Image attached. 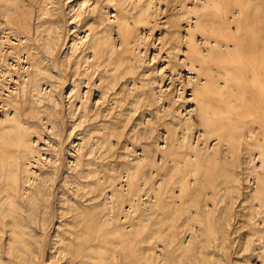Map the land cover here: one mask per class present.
<instances>
[{"label":"rangeland","instance_id":"obj_1","mask_svg":"<svg viewBox=\"0 0 264 264\" xmlns=\"http://www.w3.org/2000/svg\"><path fill=\"white\" fill-rule=\"evenodd\" d=\"M0 193V264H264V0H0Z\"/></svg>","mask_w":264,"mask_h":264},{"label":"bare ground","instance_id":"obj_2","mask_svg":"<svg viewBox=\"0 0 264 264\" xmlns=\"http://www.w3.org/2000/svg\"><path fill=\"white\" fill-rule=\"evenodd\" d=\"M201 136H202V135H201ZM0 194H1V193H0ZM2 194H3V193H2ZM2 194H1V195H2ZM1 195H0V196H1ZM3 198H4V196H3ZM0 206H2L1 201H0Z\"/></svg>","mask_w":264,"mask_h":264}]
</instances>
